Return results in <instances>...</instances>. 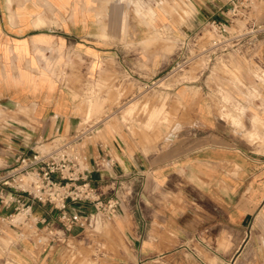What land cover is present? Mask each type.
<instances>
[{
	"label": "crops",
	"instance_id": "obj_1",
	"mask_svg": "<svg viewBox=\"0 0 264 264\" xmlns=\"http://www.w3.org/2000/svg\"><path fill=\"white\" fill-rule=\"evenodd\" d=\"M228 6V0H0V169L85 119L108 116L84 152L93 183L104 193L117 189L121 198L112 221H90L47 246L0 223V264H264V146L258 150L257 141L222 118L203 90L231 84L227 69L213 74V65L204 79L192 80L203 94L195 107L166 109L176 117L171 128L140 124L137 112L121 106L152 103L140 88L170 58L168 43L153 41L155 31L183 42L208 20L228 19ZM255 13L264 22L263 6ZM236 49L221 56L230 70L244 66L230 59ZM255 50L264 69V41ZM260 88L262 96L244 113L251 129L254 118L264 119V83ZM170 96L188 99L179 90ZM89 101L99 109L91 111ZM145 110L141 116L152 108ZM34 211L55 216L45 204ZM38 228L44 232L43 224ZM98 240L111 248L91 254Z\"/></svg>",
	"mask_w": 264,
	"mask_h": 264
},
{
	"label": "built area",
	"instance_id": "obj_2",
	"mask_svg": "<svg viewBox=\"0 0 264 264\" xmlns=\"http://www.w3.org/2000/svg\"><path fill=\"white\" fill-rule=\"evenodd\" d=\"M263 4L264 0H228V19L208 20V28L183 41L182 46L192 38L193 59L206 55L209 61H216L232 48L256 52V42L264 41V22L255 12ZM230 22L238 23L239 28L231 30ZM205 38L207 43H203ZM187 61L182 62L183 66ZM104 120L85 119L73 132L53 135L32 153L18 154L12 165L1 168L0 223L16 229L18 237L32 236L38 245L47 246L66 237L75 227L85 228L90 221H112L121 200L118 190L104 193L93 183L92 167L84 152L86 141L99 132ZM36 203L49 205L55 211L54 219L39 217L34 211ZM79 203H89L91 211L75 210L73 205ZM39 224L44 225L43 233L38 230Z\"/></svg>",
	"mask_w": 264,
	"mask_h": 264
},
{
	"label": "rangeland",
	"instance_id": "obj_3",
	"mask_svg": "<svg viewBox=\"0 0 264 264\" xmlns=\"http://www.w3.org/2000/svg\"><path fill=\"white\" fill-rule=\"evenodd\" d=\"M168 6L173 12H176L178 9L177 4L175 3H168ZM203 28L207 29L208 26L205 25ZM191 40L189 44L185 42L186 46L184 48L172 51V47L175 43L182 44V38L178 39L171 33L167 36H162L159 32L155 31L153 41H163L168 43L170 58L169 65L159 73L154 72V77L145 86L146 88H140V91L143 94L149 93L153 96L152 103L150 104L148 100H134L126 101L124 104H121V106L125 108L126 113L137 112V121L140 124L146 123L153 127H159L164 124L171 128L177 122L175 119L176 117L172 116L171 111L166 109H171L177 106L184 108L195 107L197 101H195L196 99L194 98L203 94L204 90V93H207V97H209L208 99L210 100V103L219 111L220 116L227 119L239 131H241L244 138L249 139L250 142L257 141V144L260 146L258 150H262V147L264 146V119L258 117L254 118L251 129L246 124V115L244 114L246 109L253 106L254 100L257 97L262 96L260 86L264 83V69L258 67L256 63L257 56L254 49H248V51H246V48H242V50H234L230 55V59L236 61L238 65L241 62H244V66L242 68L239 65V67L230 70L225 64V57L218 58L217 62L213 60L209 61V57L206 55L193 59L195 50L193 49V41ZM207 42L208 38H205L203 43ZM185 59L189 61L183 66L182 62ZM177 64H180V66L178 67ZM213 65L217 66H214L213 74L221 71L220 66L223 67V70L227 69V73L233 78L232 83L227 85L224 83L209 84L208 86L204 85L203 90L197 87L198 84H195V87L192 80L196 79L198 75H201L204 79ZM161 90H164L169 95L163 94L164 98L159 99ZM176 90H179V93L185 94L186 97L188 96V99L179 100V102L173 100L170 93H174ZM96 102L97 101H89L91 111L99 109L100 105L98 106ZM150 107L152 108L151 112H149L147 116H141L140 113H146L145 109ZM101 111L103 110L101 109L97 113ZM99 116L100 115H98V117ZM102 116L103 115L99 118H102ZM104 118L109 117L107 116ZM192 118L193 117H189V119ZM0 166H2L1 161ZM108 225L109 224H106L104 227L106 228ZM106 230L107 228L105 231ZM102 231V227L97 228V232ZM106 235L107 238L109 237L110 240L112 239V233L108 232ZM98 242L97 245L90 247L89 252L91 254L97 255L98 253L108 251L111 248V244L108 245L105 241L102 242L101 240H98Z\"/></svg>",
	"mask_w": 264,
	"mask_h": 264
}]
</instances>
